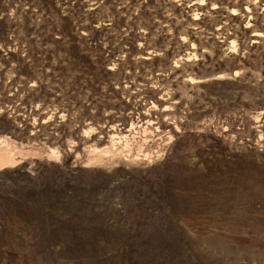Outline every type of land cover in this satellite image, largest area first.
Here are the masks:
<instances>
[{"label": "rangeland", "instance_id": "1", "mask_svg": "<svg viewBox=\"0 0 264 264\" xmlns=\"http://www.w3.org/2000/svg\"><path fill=\"white\" fill-rule=\"evenodd\" d=\"M0 158V264H264V0H0Z\"/></svg>", "mask_w": 264, "mask_h": 264}, {"label": "bare ground", "instance_id": "2", "mask_svg": "<svg viewBox=\"0 0 264 264\" xmlns=\"http://www.w3.org/2000/svg\"><path fill=\"white\" fill-rule=\"evenodd\" d=\"M7 165H9V161L8 160H3V158L2 159L0 158V167L3 168V167H6Z\"/></svg>", "mask_w": 264, "mask_h": 264}, {"label": "trees", "instance_id": "3", "mask_svg": "<svg viewBox=\"0 0 264 264\" xmlns=\"http://www.w3.org/2000/svg\"><path fill=\"white\" fill-rule=\"evenodd\" d=\"M28 190V189H27ZM14 197V196H13ZM15 198V197H14ZM14 199L12 198V197H10L9 199H8V202H12ZM24 206H26V203L25 202H23L22 203ZM9 218H12V216H9Z\"/></svg>", "mask_w": 264, "mask_h": 264}]
</instances>
